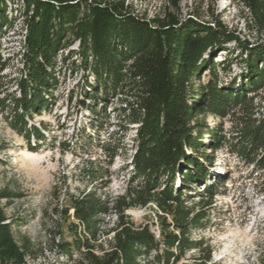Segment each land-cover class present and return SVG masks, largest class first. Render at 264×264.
<instances>
[{
  "label": "trees",
  "instance_id": "1",
  "mask_svg": "<svg viewBox=\"0 0 264 264\" xmlns=\"http://www.w3.org/2000/svg\"><path fill=\"white\" fill-rule=\"evenodd\" d=\"M8 1L0 0V38L12 25L6 14ZM231 1L246 10L248 26L264 31V0ZM22 2L25 32L20 55L23 75L17 80L19 96L1 98L0 109L6 99L12 102L11 127L25 136L30 152L37 151L44 136L36 128H27L26 119L46 108L45 96L57 83V58L73 43L77 48L68 50L60 62L78 57L70 72L80 69L92 75L94 85L86 81L92 97L102 91L104 97L116 99L118 117L136 125L130 161V180L135 186L126 187L123 195L114 199H102L92 189L78 198H68L60 214L73 220L72 240L56 244L60 253L70 264H177L186 251L199 250L202 241H193L191 234L201 227L205 210L225 183L221 177L208 183L211 155L229 145L264 181V114L254 103L264 89V40L250 43L217 17L213 22L195 15L180 18L170 8H165L162 16L147 19L134 14L126 0ZM169 2L177 10L179 0ZM230 43L238 51L235 59L234 50L227 47ZM219 53L229 55L216 62ZM233 64L240 68L231 78ZM4 67L0 60V73ZM204 72L208 80L201 83ZM219 73L230 81L224 84ZM206 116L228 117L235 133L231 138L222 136L204 123ZM30 137L36 146L29 145ZM104 151L111 164L117 147H105ZM104 174L106 177L107 170ZM197 190L205 198L193 210L184 198L185 193ZM261 191L264 199V189ZM8 195L0 190V201ZM150 206L155 221L147 224L136 225L125 214L129 209ZM108 214H114L115 221L101 232V218ZM5 222L0 205V260L22 264L28 242L23 248L18 246L11 225ZM101 234H112L108 249L96 244ZM76 254L79 259L73 260ZM203 256L202 262L207 264L211 260L209 247L205 246Z\"/></svg>",
  "mask_w": 264,
  "mask_h": 264
},
{
  "label": "rangeland",
  "instance_id": "2",
  "mask_svg": "<svg viewBox=\"0 0 264 264\" xmlns=\"http://www.w3.org/2000/svg\"><path fill=\"white\" fill-rule=\"evenodd\" d=\"M126 3L134 14L145 15L147 19L162 16L165 8H170L180 18L195 15L201 21L213 22L212 18L217 17L228 29L236 30L242 40L250 43L264 40V31H257L252 24L248 26L246 10L231 0H179L177 10L169 0H126ZM22 9V0L7 3L6 14L12 25L0 38V60L5 63L0 73V99L19 96L17 80L23 75L20 55L25 32ZM227 47L234 50L232 59H235L238 53L235 45L230 43ZM76 48L77 43H73L68 50ZM68 50L63 52L62 58ZM228 55L219 53L215 61ZM61 57L57 58L54 70L57 83L48 97L45 96L48 98L46 108L26 119L27 128H36L44 136L36 152H30L25 136L11 127L12 102L6 99L4 108L0 109V190L9 194L0 205L18 246L23 248L24 242H28L22 264H70L56 247L62 239L72 240L73 220L60 214L68 198H78L92 189L102 199H114L123 195L126 187L136 184L130 180L136 125L118 117L116 99L104 97L102 91L92 97L93 90L86 88V81L94 85L92 75L83 74L80 69L70 72L77 65L78 57L73 56L64 63L60 62ZM239 68L233 64L231 78L239 74ZM219 77L224 84L231 79L221 73ZM207 80V72H204L200 82ZM128 100L136 103L133 97ZM254 103L264 114V89L258 92ZM204 123L227 138L235 133L228 117L221 120L206 116ZM29 145H37L32 137ZM105 147H117L111 164L107 163ZM211 156L208 183H214L217 177L224 178L225 183L213 204L205 210L206 218L201 227L191 234L193 241H202L201 248L186 251L177 264H203L205 246L211 250L207 264H264L263 178L229 145H223ZM106 170L107 175L103 177ZM185 195V205L193 210H197L198 202L205 198L201 190ZM125 214L136 225L155 221L152 206L129 209ZM114 221V214L103 216L99 230L104 232ZM152 230L157 236L156 228ZM111 239L112 234H101L96 244L108 249ZM95 252L100 254L99 250ZM153 254L151 252L150 256ZM78 259L76 254L73 260ZM0 264L11 262L0 260Z\"/></svg>",
  "mask_w": 264,
  "mask_h": 264
}]
</instances>
